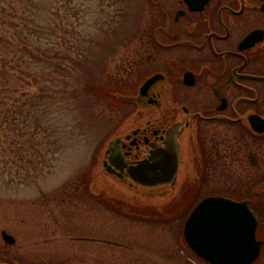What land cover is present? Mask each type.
Masks as SVG:
<instances>
[{
	"label": "rangeland",
	"instance_id": "1",
	"mask_svg": "<svg viewBox=\"0 0 264 264\" xmlns=\"http://www.w3.org/2000/svg\"><path fill=\"white\" fill-rule=\"evenodd\" d=\"M153 1L161 0H75L74 3H83L87 9L85 27L92 42L87 63L97 64V56L108 55V71L121 80L120 89L113 92L119 103L106 100L94 119L84 114L82 107L63 114L61 120L58 117V123L67 118L83 122V133L78 140L64 141L56 157L51 153L45 158L40 156L42 147L36 146V142L42 135L32 141L33 145L29 136L21 137L22 133L14 124H6L4 134L1 130L0 253L24 252L26 258L32 259H39L43 254V262L57 260L67 261V264H205L192 254L183 238L184 220L191 210L184 208L181 212L179 204L174 208L170 206L169 201L180 196L177 190L154 194V207L144 212L142 208L135 210L114 204L103 207L98 198L90 194V189L104 188L113 190V194L118 189L119 195L115 196L131 201L138 198L141 204L151 205L147 198H144L146 202L141 199L143 195L139 190L128 195L124 190L128 182H117L106 174L102 160L108 142L134 125L133 107L131 103L125 104L122 96L134 97L139 78L153 69L146 59L152 53L153 23L161 21ZM69 3L71 0L58 2L55 9L72 8L73 4ZM108 48L110 51L114 48L112 55L108 54ZM11 120L9 118V122ZM21 148L22 156L31 157L34 162L40 158L44 165L53 167L47 169L51 172L34 173L29 182L20 179L16 151ZM231 177L227 184L225 179L220 180L225 183L223 190L231 187L239 192L241 183L248 179L242 174ZM256 191L263 201L256 206L260 220L257 236L264 240V179ZM216 194L209 190L198 199L209 195L228 197ZM245 195L229 196L241 200ZM2 231L15 239L13 246H2ZM83 238L86 240H79ZM93 239L117 242L128 248L99 244L91 241ZM254 264H264V244Z\"/></svg>",
	"mask_w": 264,
	"mask_h": 264
},
{
	"label": "flooded vegetation",
	"instance_id": "2",
	"mask_svg": "<svg viewBox=\"0 0 264 264\" xmlns=\"http://www.w3.org/2000/svg\"><path fill=\"white\" fill-rule=\"evenodd\" d=\"M153 2L161 19L153 23L152 53L146 59L153 69L142 74L135 96L149 76L159 73L163 79L152 90L151 106L131 104L134 125L120 135L116 151L117 165L123 169L111 174L117 182H128L124 187L128 195L139 190L141 199L147 198L151 205L115 196L118 189L115 195L104 188L90 189V194L103 207L114 204L144 212L154 207V194L177 190L179 198L169 202L173 208L179 204L182 212L192 210L209 190L228 197L244 193L242 199H248L257 212L263 201L256 188L264 179V0ZM169 141H175L179 159L174 184L140 187L126 178L129 167L166 150ZM235 174L248 178L239 192L231 187L223 190L225 183L220 180L227 184ZM23 253L1 252L0 264L68 263L43 262V254L32 259Z\"/></svg>",
	"mask_w": 264,
	"mask_h": 264
},
{
	"label": "trees",
	"instance_id": "3",
	"mask_svg": "<svg viewBox=\"0 0 264 264\" xmlns=\"http://www.w3.org/2000/svg\"><path fill=\"white\" fill-rule=\"evenodd\" d=\"M58 2L65 0H0V139L8 123L31 144L42 135L36 146L44 158L56 157L64 141L82 136L83 122L67 118L58 123V117L82 107L96 118L106 100L117 101L113 92L121 81L108 71L107 54L97 56V64L87 63L92 42L85 5L71 0L72 8L55 9ZM17 153L20 179L26 182L34 173L53 169L38 157L34 162L22 156V148Z\"/></svg>",
	"mask_w": 264,
	"mask_h": 264
},
{
	"label": "water",
	"instance_id": "4",
	"mask_svg": "<svg viewBox=\"0 0 264 264\" xmlns=\"http://www.w3.org/2000/svg\"><path fill=\"white\" fill-rule=\"evenodd\" d=\"M205 1L201 0L202 3ZM162 79L159 73L149 76L139 86L138 94L134 97L122 96L124 101L142 108L151 106L155 100L152 90ZM120 141V135L113 137L103 152L102 166L109 175L123 169L116 161ZM178 164L176 143L169 141L166 150H159L153 157L129 167L126 178L141 187L174 184ZM249 203V200L234 201L223 197L201 200L184 225L183 234L187 245L210 264H253L259 257L264 241L256 238L258 218ZM2 238L8 244L14 242L5 232H2Z\"/></svg>",
	"mask_w": 264,
	"mask_h": 264
}]
</instances>
